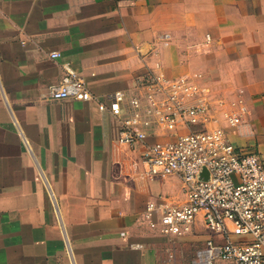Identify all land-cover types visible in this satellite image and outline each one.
<instances>
[{
  "label": "crops",
  "instance_id": "obj_1",
  "mask_svg": "<svg viewBox=\"0 0 264 264\" xmlns=\"http://www.w3.org/2000/svg\"><path fill=\"white\" fill-rule=\"evenodd\" d=\"M65 66L104 101L147 69L201 75L246 105L225 135L264 159V0H0V264H173L163 244L187 235L141 217L159 194L184 200L178 178L144 177L96 101L46 98Z\"/></svg>",
  "mask_w": 264,
  "mask_h": 264
},
{
  "label": "built area",
  "instance_id": "obj_2",
  "mask_svg": "<svg viewBox=\"0 0 264 264\" xmlns=\"http://www.w3.org/2000/svg\"><path fill=\"white\" fill-rule=\"evenodd\" d=\"M201 79L147 69L136 75L130 97L115 90L104 101L65 66L46 98L96 101L116 120L118 142L141 148L144 177L178 178L183 201L159 194L145 203L141 224L151 235L186 236L201 220L209 236L191 264H264V159L232 144L220 121L242 124L247 107L212 95Z\"/></svg>",
  "mask_w": 264,
  "mask_h": 264
},
{
  "label": "rangeland",
  "instance_id": "obj_3",
  "mask_svg": "<svg viewBox=\"0 0 264 264\" xmlns=\"http://www.w3.org/2000/svg\"><path fill=\"white\" fill-rule=\"evenodd\" d=\"M222 124L224 122V119H221ZM180 189V184L177 182L176 187L173 189V192H176ZM164 190V188H163ZM153 194V193H152ZM163 195V194H162ZM174 194H167L164 195L166 197L174 198V200H179L180 198L178 196L174 197L172 196ZM195 228L199 229L201 226V230H198L197 232L193 230L192 233L188 234L186 238L180 240L179 242H165L163 244V247L168 250H166V256L168 258V261L173 264H191L192 260L195 257L196 250L202 245L204 240L208 237L209 232L208 230L202 225L201 220H198L195 224Z\"/></svg>",
  "mask_w": 264,
  "mask_h": 264
}]
</instances>
